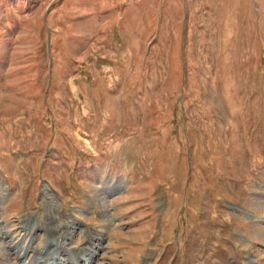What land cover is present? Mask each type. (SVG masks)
Wrapping results in <instances>:
<instances>
[{"label":"rangeland","instance_id":"374dc122","mask_svg":"<svg viewBox=\"0 0 264 264\" xmlns=\"http://www.w3.org/2000/svg\"><path fill=\"white\" fill-rule=\"evenodd\" d=\"M0 197L68 264H264V0H0Z\"/></svg>","mask_w":264,"mask_h":264},{"label":"bare ground","instance_id":"6f19581e","mask_svg":"<svg viewBox=\"0 0 264 264\" xmlns=\"http://www.w3.org/2000/svg\"><path fill=\"white\" fill-rule=\"evenodd\" d=\"M95 169L97 171V175H95ZM94 169L93 174H91V178L95 176H100L102 173V170L97 167ZM1 198V197H0ZM53 226V225H52ZM33 228H30L34 230V225L32 224ZM53 229V228H52ZM56 228H54L55 230ZM62 228H60L59 233L56 235H52L50 237V241L46 247V249H40L32 247V242L28 245L22 244V242L14 243L10 245L9 247H4L3 236L7 235L8 239L11 236L10 232H3L4 227H0V233L2 234L0 239V260H3L4 256L7 255L8 258V252L5 251V248H8L10 252V261H8V264H68L70 263L69 254H65L63 252V249L65 247V242L68 240L66 237L67 232L62 231ZM105 234V232H103ZM55 236H59L58 239L55 238ZM7 239V237H5ZM105 239V236L103 235V240ZM10 241L12 242V239L10 238ZM102 241L101 233L94 231L93 235L87 239L86 243L83 247L80 249L75 250L76 248H73L72 251L75 253L78 252L76 262L80 264H95V259L98 256V251L101 250V244ZM84 250V251H83ZM74 252L72 255H74ZM32 254L31 257H29ZM8 258V259H9ZM76 263V264H77Z\"/></svg>","mask_w":264,"mask_h":264}]
</instances>
